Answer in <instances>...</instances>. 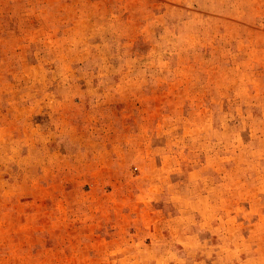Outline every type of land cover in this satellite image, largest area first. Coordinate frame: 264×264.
<instances>
[{
  "label": "rangeland",
  "instance_id": "obj_1",
  "mask_svg": "<svg viewBox=\"0 0 264 264\" xmlns=\"http://www.w3.org/2000/svg\"><path fill=\"white\" fill-rule=\"evenodd\" d=\"M0 264H264V0H0Z\"/></svg>",
  "mask_w": 264,
  "mask_h": 264
}]
</instances>
